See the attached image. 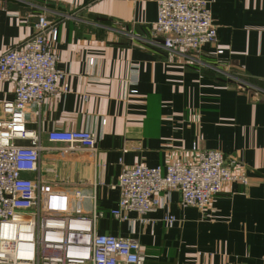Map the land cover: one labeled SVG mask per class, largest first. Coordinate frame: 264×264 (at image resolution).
Masks as SVG:
<instances>
[{"label":"crops","instance_id":"1","mask_svg":"<svg viewBox=\"0 0 264 264\" xmlns=\"http://www.w3.org/2000/svg\"><path fill=\"white\" fill-rule=\"evenodd\" d=\"M206 1L218 42L195 55L168 51L153 37L157 0H0V55L33 36L43 15L57 29L51 45L60 87H70L27 112V128L45 147L30 178L94 194L105 213L97 232L138 241L146 264L264 260V0ZM14 88V79L0 81V105L13 100ZM52 130L90 131L96 150L50 143ZM195 143L236 161L248 185L226 183L205 210L182 206L172 191L143 217L150 222L132 211L126 221L110 217L123 167L191 161ZM74 205L93 211L88 199L74 198Z\"/></svg>","mask_w":264,"mask_h":264},{"label":"built area","instance_id":"2","mask_svg":"<svg viewBox=\"0 0 264 264\" xmlns=\"http://www.w3.org/2000/svg\"><path fill=\"white\" fill-rule=\"evenodd\" d=\"M35 28L24 43L0 55V81L15 80L13 100L0 105V264H146L138 241L97 232L105 213L96 210L94 194L80 197L29 176L38 172L45 147L40 134L27 128V112L70 88L68 83L60 87L63 74L51 45L58 38L56 27L41 15ZM153 37L161 39L166 50L182 54L198 55L203 47L216 45L218 32L208 1L157 0ZM47 140L68 150H96L90 131L52 130ZM23 141L27 145L19 144ZM192 154L191 161L164 167H123L119 202L110 217L126 221L132 211L141 223L150 222L143 217L156 212L160 197L172 191L180 193L182 206L205 210L226 183L248 185L245 171H235L236 161L227 162L223 153L202 150L195 143ZM78 197L90 201V215L74 205ZM175 221L171 215L165 218L169 226Z\"/></svg>","mask_w":264,"mask_h":264},{"label":"rangeland","instance_id":"3","mask_svg":"<svg viewBox=\"0 0 264 264\" xmlns=\"http://www.w3.org/2000/svg\"><path fill=\"white\" fill-rule=\"evenodd\" d=\"M38 1H39V0H38ZM238 78L242 80V81H241V82H242V86H246V85H245L246 82L244 81V78H243L242 76H239V75H238ZM135 165H136V164H135Z\"/></svg>","mask_w":264,"mask_h":264},{"label":"water","instance_id":"4","mask_svg":"<svg viewBox=\"0 0 264 264\" xmlns=\"http://www.w3.org/2000/svg\"><path fill=\"white\" fill-rule=\"evenodd\" d=\"M240 90H241V91H244L245 89H244V87H240Z\"/></svg>","mask_w":264,"mask_h":264},{"label":"trees","instance_id":"5","mask_svg":"<svg viewBox=\"0 0 264 264\" xmlns=\"http://www.w3.org/2000/svg\"><path fill=\"white\" fill-rule=\"evenodd\" d=\"M96 18V17H95ZM243 77V76H242ZM244 78V77H243Z\"/></svg>","mask_w":264,"mask_h":264}]
</instances>
